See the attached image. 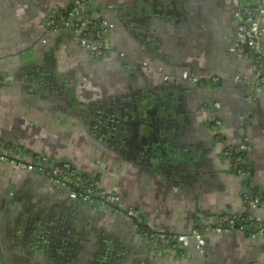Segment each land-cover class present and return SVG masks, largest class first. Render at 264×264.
<instances>
[{
  "label": "crops",
  "instance_id": "0c3cea01",
  "mask_svg": "<svg viewBox=\"0 0 264 264\" xmlns=\"http://www.w3.org/2000/svg\"><path fill=\"white\" fill-rule=\"evenodd\" d=\"M74 2L0 0V153L22 162L38 154L69 162L79 175L115 190L122 208L138 209L151 228L188 233L200 227L207 264H264V234L216 229L226 212L264 219V87L255 84L254 59L234 51L237 14L249 0H88L85 14L110 26L111 50L97 59L71 28L53 31L47 24L55 11ZM153 7L151 23L142 33L135 31L133 13ZM261 42L264 48V33ZM183 73L207 82H188ZM165 85L173 87L166 99L171 110L162 106L154 113L144 100L163 98ZM138 110L149 121L140 125L144 135L156 137L149 156L147 140L131 126ZM173 112L185 128L171 146V127L163 130L159 119L169 113L174 118ZM218 119L222 142L211 137ZM242 143L249 146L246 176L222 153L225 146ZM171 150L173 162L162 153ZM186 153L190 161L182 164L179 158ZM249 190L260 197L253 209L245 199ZM69 194L68 186L46 173L0 160V243L7 264H44L54 243L49 228L69 226L112 236L105 243L115 245L129 264L202 259L195 245L184 255L165 250L152 255L157 246L141 242L129 219L96 204L85 207ZM32 213L54 214V220L42 222L49 231L40 230L42 219L35 218L36 226L26 232ZM65 252L50 255L59 264H85L84 258L98 255L97 250Z\"/></svg>",
  "mask_w": 264,
  "mask_h": 264
},
{
  "label": "built area",
  "instance_id": "2783aa9c",
  "mask_svg": "<svg viewBox=\"0 0 264 264\" xmlns=\"http://www.w3.org/2000/svg\"><path fill=\"white\" fill-rule=\"evenodd\" d=\"M87 3L88 0H75L74 7H70L67 10L55 11L47 20V24L53 31L71 28L83 47L94 57L99 58L111 50L107 38V30L110 26L107 21L89 17L85 14L84 10ZM237 17L239 18L237 26L238 41L236 42L234 51L243 58L254 59L257 72L255 84L264 87V48L261 42L262 34L264 33V0H249L237 14ZM182 79L197 84L207 82L200 77L189 75L188 73H183ZM2 83L3 81L0 79V84ZM215 105L217 107L220 106L219 103ZM222 124V121L218 119L211 125V134L217 141L223 139ZM2 145L3 143L0 141V146ZM248 150L249 146L246 143L225 146L223 148V156L235 162L236 171L241 176H246L250 171L246 154ZM0 160L23 166L28 170L43 169V165L50 162L45 154L35 155L30 162H25L24 160L22 162L14 155L0 153ZM53 180L58 185L68 186L73 198L84 201L98 200L116 210L122 209L121 197L115 190L100 187L98 181L93 177L89 178L78 175L69 162H61L55 165ZM245 199L250 209H253L260 203V197L256 195L254 190L247 191ZM126 214L135 217L136 224L143 221L138 209L128 207ZM218 221L219 225L216 229L219 232L231 231L238 228L243 231L249 230L254 234H264V219L251 213L238 215L226 212L220 215ZM143 236L145 239L154 242L158 248H164L181 255L187 252L190 242L193 241L196 249L202 256L199 264H207L205 260L208 252L207 239L200 227H195L188 233H169L148 228L143 232Z\"/></svg>",
  "mask_w": 264,
  "mask_h": 264
},
{
  "label": "flooded vegetation",
  "instance_id": "af4514ba",
  "mask_svg": "<svg viewBox=\"0 0 264 264\" xmlns=\"http://www.w3.org/2000/svg\"><path fill=\"white\" fill-rule=\"evenodd\" d=\"M154 9H155V7H153V10ZM163 10L166 11V9H162V11ZM169 10H167V11H169ZM158 11H159V9H158ZM93 58L97 59L94 56H93ZM99 58H102V57H99ZM194 84H197V83H194ZM211 137L215 141H217L212 134H211ZM217 142H222V140L217 141ZM152 144L153 143H148V144L146 143L145 147H147L149 149V147H152L151 146ZM222 152H223V149H222ZM149 154L150 153H148L147 155L149 156ZM145 156H146V154H145ZM49 161L50 162L48 164L43 165V169H40L38 171H40L41 173L48 174L49 178H51V180L54 182V180H53V169H54L55 165L58 163H54V161L51 159H49ZM52 165H54V166L51 168ZM78 175H79V173H78ZM94 179H96V178H94ZM10 194H9L10 196H8L7 202H9V201L12 202L11 196L14 195L13 189H11ZM69 195L71 196V192ZM71 198L74 200L82 201L85 204V207L96 204V206H99L102 209V211H104L105 213H107L109 215H121L122 217L129 219L132 223L133 229L137 233L138 238L140 239L141 242H145L147 244L152 243V244L156 245L154 242L150 241L149 239H148L149 240L148 241L143 236V232L145 231V229L151 228L147 225L144 217H142L143 218L142 222H138V224H136L135 223L136 218L132 217V216H128L126 214V210L128 207L125 209L122 208L121 210L120 209L116 210L115 208L109 207L108 205H105L98 200L84 201L81 199L73 198L72 196H71ZM10 210H12V213H13V211H15V210H13V208H11ZM53 216H54V214L49 215V216L47 215V217L44 218V217H41L39 214H36V213H32L30 216H27L28 221H27L26 229H25L26 232L31 231L32 230L31 228L36 226V225L34 226V224L32 223V219H35V218L42 219V221H40L41 225H38V226H40V228H39L40 230H45V229H46V231L50 230V233L47 234V236L49 239H52V241L54 243L52 245L49 244V245H51V248L48 251L49 253L46 251L43 255L44 256L43 257L44 264H59V262L56 259V256L50 255L51 251L55 252L54 254H60V253H63V251L65 252V251H69V250L70 251L72 250L73 252H75L76 250L80 251V252L85 251V253L88 251H90V253H92V252L97 250V254H98L97 256H92L93 257L92 259H89L88 257L84 258L83 261L85 264L86 263L87 264H129L128 263L129 261H127V258H128L127 256H120L119 253H117L115 250H113V247L115 245L110 246V245H107V242L105 243V239L107 241L109 238H112V236H109V235L102 236L97 231L92 234V233H89L88 231H85L86 229L79 231L77 228H75V227L73 228L71 226L65 227L64 229H60V228L59 229H50L48 225H45V222L42 224V222L44 220H46V222L54 220ZM4 217L8 218V215L4 214ZM134 224H136L135 227H134ZM38 226L36 228H38ZM47 228H49V230H47ZM151 229H154V228H151ZM42 233L46 234L45 231ZM95 236H96V238H95ZM56 241H57V243H56ZM95 243H96V247H94ZM164 250L171 252V253H176V252H172L170 250L164 249V248L160 249L157 247V249L154 250L152 255H159L160 254L159 252H163ZM121 251L119 250V252H121ZM65 254H67V253L65 252ZM0 264H7L5 261V258H4V253H3V249L1 247V243H0Z\"/></svg>",
  "mask_w": 264,
  "mask_h": 264
},
{
  "label": "water",
  "instance_id": "95a60500",
  "mask_svg": "<svg viewBox=\"0 0 264 264\" xmlns=\"http://www.w3.org/2000/svg\"><path fill=\"white\" fill-rule=\"evenodd\" d=\"M156 11H157V9H154L153 10V8L151 10L150 9H147V8H143L140 12L133 13V15L131 17L132 18L131 19L132 20L131 23L133 24L132 26L134 27L133 29L135 31H138V32H141L142 33V31L145 30V28H147V26L151 23L149 21L152 20L153 17H152V15H150V13L152 14V13H154ZM170 88H173V87H170V86L168 87V85L162 86L160 89H164L166 91L168 90L167 94H165L163 98H161V97H159V98L152 97V98L145 99L144 100V103L146 105L145 107H147V108L152 107L153 108V106H154V110L152 111L154 113H157L158 112V109L161 108L162 106H165L166 107L165 109H167V110H169V109L171 110L170 107L167 108V101H166V99L169 98V96L172 93V91H171ZM137 113H139V115H136L135 116L134 121H133L134 124H131V126L134 127L133 130L136 132V134L137 133L139 135L142 134L141 136L145 137V139L147 140V144H148V143H150V140L151 139L154 140L156 138V137H154L155 134L152 133L149 136L144 135V132L140 128V125H143L144 123L149 122V121H146L145 122V119L142 118V115H141L142 113L139 112V110L137 111ZM173 113L175 115L174 118L171 116V113H169L170 115L162 116L159 119V121L164 126L163 130L169 131L170 128H168L167 125H169L171 127V130L172 131H169L168 137H173V140L175 141V142L174 141L173 142L172 141L170 142L169 145H171V146H173L174 143L177 144V142H178V138L177 137H174V136H176V134H179L180 129H184L185 128V126H182V123L179 121V118H178L179 115L176 112H173ZM154 142H155V140H154ZM151 146H153V144ZM151 148L152 147H149L148 150H146V151L144 150L145 154H148V152H152V149ZM163 149H164V147H163ZM162 153H163V156L169 158V160H171L172 157L175 155L174 150H171V152H169V153L167 151H164ZM179 159L181 160L182 164L188 163L190 161V155L187 154V153L186 154H183V156L180 157ZM171 161L173 162V160H171ZM190 164L193 165L195 168L197 167V164H194L193 162H191ZM53 166L54 165H52L51 168ZM248 206H249V204H247V207ZM134 227H135V224H134ZM237 227H239V225H237ZM192 245H194V242L193 241L190 242L189 248ZM197 252L200 253L198 250H197Z\"/></svg>",
  "mask_w": 264,
  "mask_h": 264
}]
</instances>
